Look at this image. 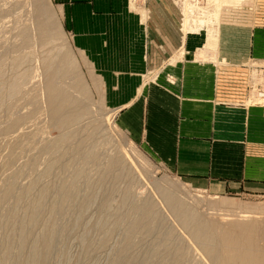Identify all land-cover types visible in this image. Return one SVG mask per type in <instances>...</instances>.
I'll use <instances>...</instances> for the list:
<instances>
[{"label": "rangeland", "instance_id": "rangeland-1", "mask_svg": "<svg viewBox=\"0 0 264 264\" xmlns=\"http://www.w3.org/2000/svg\"><path fill=\"white\" fill-rule=\"evenodd\" d=\"M256 1L219 6L213 0H0V264L16 261L23 241L18 264H213L196 252L165 195L216 225L218 232L231 224H254L256 244L264 249V211L248 215L234 210L240 204L264 208V197L215 195L181 179L171 123L174 98L191 73L188 66L217 60L222 38L225 44L236 43L241 36L235 30L252 26ZM40 5L55 24L46 26L52 39L45 44L36 29ZM24 32L30 37L27 47L20 45ZM151 34L163 35L167 52L154 43L148 59ZM59 52L69 54L87 91L83 99L74 88L76 77L57 79V86L87 111L76 125L62 129L47 117L43 89L46 66L57 63L49 57L58 58ZM18 78L20 86L11 90ZM18 117L23 122L11 131L8 125ZM67 133H73L68 140L73 146L62 140ZM58 152L65 155L61 165L53 163ZM88 153L98 155L99 166L84 158ZM114 160L116 170L110 172ZM70 182L76 189L67 197L69 205L53 213L56 191ZM34 203L41 209L31 224L27 216ZM144 206L154 208L153 216L140 230L133 229L146 215ZM48 226L55 229L50 237ZM45 240L49 257L36 261ZM173 247L186 253L181 262L163 255L167 248L174 253Z\"/></svg>", "mask_w": 264, "mask_h": 264}, {"label": "crops", "instance_id": "crops-1", "mask_svg": "<svg viewBox=\"0 0 264 264\" xmlns=\"http://www.w3.org/2000/svg\"><path fill=\"white\" fill-rule=\"evenodd\" d=\"M252 15L251 27L235 30L241 36L236 43L222 38L217 60L188 66L187 85L174 98L176 170L181 179L215 195L264 197V0L256 1ZM151 36L148 59L154 43L167 52L163 35ZM234 210L257 215L264 208L240 204Z\"/></svg>", "mask_w": 264, "mask_h": 264}, {"label": "bare ground", "instance_id": "bare-ground-1", "mask_svg": "<svg viewBox=\"0 0 264 264\" xmlns=\"http://www.w3.org/2000/svg\"><path fill=\"white\" fill-rule=\"evenodd\" d=\"M236 0H213L214 4H218L219 6L223 3H234ZM237 1H241V0H237ZM48 13V12H47ZM44 14H46V8L43 6H39L38 10H37V15H36V29H40L42 32V39H41V44H45V43H50L49 39L51 37L50 32L48 30V28L46 27L48 26H55L54 22L52 21V17L51 16H45ZM199 22V21H198ZM40 23V25L38 24ZM201 25H205V21H200ZM24 29V28H23ZM22 29V30H23ZM27 29V28H26ZM25 29V30H26ZM24 30V31H25ZM29 30V29H28ZM21 32V31H20ZM30 31H28L29 33ZM22 34V33H21ZM20 34V36H21ZM21 43L20 45H22L23 47H27L30 44V37L29 34H27L26 32H24L21 36ZM25 49V48H24ZM60 54V52H59ZM50 62H54L57 61L56 65L53 67L51 64H48L46 66V71L45 74L47 73V76L44 78V84H43V89H44V93H45V100H46V106H47V117L50 120L51 124L55 127H59V128H69L72 127L73 125H76V123H78V121L80 122L81 116L83 114H85V107H83L81 104H79L80 102L75 98H71V96L69 94H67L66 91H64L63 89L59 88L57 86V79L62 77L64 78V76H72V77H76V84H75V91H77L78 95L79 93L82 95L83 99L87 98L85 97L86 92L85 91V87L82 84L81 80L79 79L77 73L75 72V68L72 64L73 61H71V58L69 57V54L67 52L60 54V56H50L49 57ZM46 64V63H45ZM51 69V73L49 75V70ZM19 79V78H18ZM16 79L15 81H13L12 85H11V90H15L17 89L21 83V79ZM19 82H18V81ZM262 95V94H261ZM89 113V112H88ZM82 119V118H81ZM23 122V118L18 117L16 120H14L11 125H8L7 127L11 130L14 129L16 127H18V125L20 123ZM93 125V124H92ZM79 127V126H78ZM93 127V126H92ZM91 127V128H92ZM7 130V129H6ZM71 130V129H70ZM76 130V128H75ZM5 131V130H4ZM12 131V130H11ZM74 131V130H73ZM6 133V132H5ZM9 133V131H8ZM71 133V132H70ZM75 133V132H74ZM93 134V133H91ZM71 134H65V136L62 138V140H69ZM73 136V133L71 135V138ZM80 136V135H79ZM93 136V135H92ZM74 137V136H73ZM70 138V139H71ZM75 138H77L75 136ZM74 138V139H75ZM81 138V137H80ZM73 139V140H74ZM79 140V139H78ZM66 141V142H67ZM81 141V139H80ZM79 141V142H80ZM69 142V141H68ZM70 142H72L70 140ZM68 144H71V143ZM83 142V140H82ZM93 142V141H92ZM60 143V142H59ZM73 143L75 144V142L73 141ZM64 145V144H63ZM73 146V144H71ZM76 145V144H75ZM74 145V146H75ZM70 146V145H69ZM80 146V145H79ZM83 146V145H82ZM93 147V145H92ZM48 150H51V147H46ZM64 148V147H63ZM62 148V149H63ZM77 148V147H76ZM58 149V147H57ZM72 149V148H71ZM80 151H82L81 149H78ZM66 151V150H65ZM63 151V152H65ZM74 151V149H73ZM77 151V149H75V152ZM88 152L90 151L89 149L87 150ZM52 152V151H51ZM86 152V151H85ZM59 153V152H58ZM73 153V152H72ZM94 153V152H93ZM91 153L89 155V153L87 154L86 160L93 163L95 166L98 165V159L96 154ZM12 154V153H11ZM79 154V153H77ZM76 154V156H77ZM57 155V154H56ZM71 155V154H70ZM69 155V156H70ZM75 155V154H74ZM64 153H59V158L58 160H56L55 162L53 161L54 164H60L61 165V161L62 158L64 157ZM72 157V156H71ZM81 157V156H80ZM53 158V156H52ZM13 159V158H12ZM57 159V158H56ZM75 156L73 158L72 161H75ZM70 160V158H69ZM85 160V159H84ZM83 160V161H84ZM76 162V161H75ZM119 163V162H118ZM53 164V165H54ZM73 164V163H72ZM117 164V163H116ZM115 164V160L111 161L110 165V172L111 170H116ZM121 164V163H120ZM76 165V163H75ZM124 165V163H123ZM50 166V165H49ZM99 166V165H98ZM51 167V166H50ZM53 168V167H51ZM122 168V167H121ZM102 169V168H101ZM123 169V168H122ZM51 170V169H50ZM121 170V169H120ZM105 172L107 173V170H105ZM124 172V171H123ZM78 173V177H80L81 175H79L81 173V171H77ZM113 175V174H112ZM111 175V176H112ZM103 176V177H102ZM101 176V182L106 181L104 177V175L102 174ZM117 176V175H116ZM77 179V176H74ZM114 176H112L113 178ZM74 178V179H75ZM115 178V177H114ZM108 179L112 180L110 177H108ZM107 179V180H108ZM78 180V179H77ZM112 181H116V178ZM109 182V181H108ZM32 183V182H31ZM59 183V182H58ZM57 183V184H58ZM12 184V183H11ZM10 184V186H11ZM34 186V185H33ZM32 186V187H33ZM55 186V185H54ZM12 187V186H11ZM31 187V186H30ZM7 189V188H6ZM75 184H73L72 182H70L69 184L66 183V185L61 186L60 189L58 191H56L57 193V206L53 207L54 211L53 213H61L62 210L64 211L65 207H67V205L65 206L66 203H68L66 200L67 197H70L71 194H73L75 192ZM8 190V189H7ZM5 190V192L7 191ZM28 190V189H27ZM26 190V192H27ZM31 191V189H29ZM28 190V191H29ZM33 190V189H32ZM41 190V189H40ZM57 190V189H56ZM11 189L9 188V191L6 193V195H9ZM54 191V190H53ZM45 192V191H44ZM4 193V192H3ZM2 193V194H3ZM30 193V192H28ZM26 194L29 195V194ZM12 194V193H11ZM43 194V193H42ZM5 195V194H4ZM3 195V197H4ZM5 195V196H6ZM21 195V194H20ZM10 196V195H9ZM25 196V195H24ZM25 196V197H26ZM42 196V195H41ZM21 196H19L20 198ZM23 197V196H22ZM39 198V197H37ZM43 198V197H41ZM8 199V197H7ZM71 198H69L70 200ZM164 199L167 200V202L169 203V209L171 210V212L173 213L174 217L177 219V221L179 222L180 226L184 228L186 234L189 236L190 240L194 242V248L197 249L196 252H200L203 253L204 259H206L207 261L210 260L213 264H264V249L259 247V243L258 245L256 244V240H255V228L250 225H227L226 228L222 229V232H218L217 231V226L213 225V224H206L205 222H203L202 220L199 219V217H197L194 212L191 211V209L184 207L181 203H179V201H177L175 198L170 197V195H165ZM3 200V198H2ZM68 200V201H69ZM43 201V200H42ZM36 203H38L39 201H35ZM28 203V202H27ZM32 203V202H31ZM31 203L29 205H31ZM34 203V205H32V207H30V209L28 210V216H27V220L32 224L35 220H36V215L40 212L39 210L41 209V207ZM33 204V203H32ZM147 204V202H146ZM69 205V203H68ZM148 205V204H147ZM146 206V205H145ZM143 207L144 212H145V216L142 218L140 217V219L138 218V221H136L134 224L132 222L133 229L136 230H140V228H142L145 223V220L149 218L150 216H153L152 213L154 212V208H152L151 206H149L148 208ZM40 208V209H39ZM140 208V207H139ZM134 210V209H133ZM139 210V209H137ZM136 210V211H137ZM27 211V210H26ZM142 211V210H141ZM65 212V211H64ZM51 214V213H50ZM134 214V213H133ZM135 215V214H134ZM133 215V216H134ZM139 215V214H138ZM38 216V215H37ZM135 218V217H134ZM6 223V222H5ZM119 223V222H118ZM147 223V222H146ZM151 223V222H150ZM0 224H4V221L0 222ZM131 224V223H130ZM125 225V224H124ZM147 225V224H146ZM150 225V224H149ZM159 225V224H158ZM126 227V226H125ZM120 228V227H119ZM155 228V227H154ZM132 229V230H133ZM163 229V228H162ZM255 229V230H254ZM259 229V227H258ZM55 229H53L52 226H48V234L49 237L51 235H53V231ZM129 230V229H128ZM135 230V232H136ZM146 230V229H145ZM149 230V229H148ZM46 231V230H45ZM156 231V230H155ZM163 231V230H162ZM172 231V230H170ZM261 229L258 231L260 232ZM166 231H163V233H165ZM184 232V233H185ZM25 233V232H24ZM56 233V232H55ZM128 232H126L127 234ZM142 233V232H141ZM172 232H170L171 234ZM261 233V232H260ZM259 233V234H260ZM23 234V233H22ZM135 234V233H134ZM133 234V235H134ZM162 234V233H161ZM169 237H167V239L169 240ZM173 234V233H172ZM257 234V232H256ZM258 234V235H259ZM26 235V233H25ZM30 235V234H29ZM137 235V234H136ZM174 235V234H173ZM28 236V235H27ZM44 236V235H43ZM129 236V233H128ZM163 236V235H162ZM23 237V236H22ZM127 237V235H126ZM166 237V236H165ZM165 237H163L164 240ZM173 237V236H172ZM25 238V237H23ZM131 238V237H129ZM26 239V238H25ZM24 239V240H25ZM54 239V238H53ZM174 239V238H173ZM23 240V239H22ZM27 240V239H26ZM42 240V239H41ZM44 240V239H43ZM129 240V239H128ZM132 240V239H131ZM130 240V241H131ZM105 241V240H104ZM141 241V240H140ZM174 241V240H173ZM21 242V241H20ZM25 241H23L21 243L20 246V252L23 251V249L25 248ZM27 242V241H26ZM128 242V241H127ZM31 243V242H30ZM35 243V242H34ZM170 243V242H169ZM261 243V242H260ZM33 244V243H32ZM171 244V243H170ZM174 244V243H173ZM42 245V246H41ZM41 251H40V255L39 258L37 259L36 257V261L37 260H45L44 258H48L47 254L49 252V240H45L42 244H41ZM168 245V244H167ZM177 247V244H175ZM182 245V244H181ZM193 245H191L193 247ZM36 246V245H35ZM52 246V245H51ZM163 246V245H162ZM190 246V247H191ZM261 246V245H260ZM6 247L9 250V247L6 245ZM30 247V246H29ZM88 247V246H87ZM131 247V246H130ZM172 247V246H170ZM169 247V248H170ZM179 248H181L180 246H178ZM177 247V248H178ZM32 248V246L30 247ZM92 248V247H91ZM127 248V247H126ZM169 248H167L169 250ZM175 248V247H173ZM172 248V250H173ZM175 248V249H177ZM178 248V249H179ZM183 248V247H182ZM35 249V248H34ZM90 249V248H89ZM158 249V248H157ZM166 249V250H167ZM174 250V253H171L170 251H165L163 255H165V253L167 254V258L163 257V259H168V258H173L175 259V261H178L180 259H182V257L184 256V253L182 250ZM186 249V248H185ZM33 250V249H32ZM194 250V249H193ZM176 251V253H175ZM20 252L18 251L16 253L17 257L15 256V260L13 261L11 264H18V259L20 257ZM37 252V251H36ZM148 252V251H147ZM35 253V252H34ZM38 253V252H37ZM157 253V252H156ZM36 254V253H35ZM34 254V255H35ZM50 254V253H49ZM48 254V255H49ZM89 254V253H88ZM186 254V253H185ZM33 255V256H34ZM153 255V254H152ZM162 255V256H163ZM111 256V255H110ZM115 256V255H114ZM155 256V254H154ZM175 257V258H174ZM185 258V257H184ZM35 259V258H34ZM50 259V258H49ZM116 259V258H115ZM156 259V258H155ZM33 260V259H31ZM127 260V259H126ZM49 261V260H48ZM117 261V260H116ZM114 260V262H116ZM120 261V260H118ZM117 261V262H118ZM50 262V261H49ZM161 262V261H160ZM181 262V260H180ZM41 263V262H39ZM121 263V262H120ZM149 263V262H148ZM186 263V262H185ZM29 264V263H28ZM32 264V263H31ZM37 264V263H36ZM114 264V263H113ZM123 264V263H122ZM161 264H163L161 262ZM174 264V263H173ZM177 264V263H176ZM189 264V263H188Z\"/></svg>", "mask_w": 264, "mask_h": 264}, {"label": "built area", "instance_id": "built-area-1", "mask_svg": "<svg viewBox=\"0 0 264 264\" xmlns=\"http://www.w3.org/2000/svg\"><path fill=\"white\" fill-rule=\"evenodd\" d=\"M263 85H264V83H263ZM261 94V93H260ZM264 94V93H263ZM261 97H262V95H260Z\"/></svg>", "mask_w": 264, "mask_h": 264}]
</instances>
